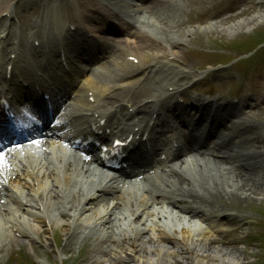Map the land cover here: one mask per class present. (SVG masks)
I'll use <instances>...</instances> for the list:
<instances>
[{"label": "bare ground", "instance_id": "6f19581e", "mask_svg": "<svg viewBox=\"0 0 264 264\" xmlns=\"http://www.w3.org/2000/svg\"><path fill=\"white\" fill-rule=\"evenodd\" d=\"M141 1L144 4L136 5L130 0L132 7L129 8L133 17L127 14L125 17L128 20L114 16L121 26L122 35L137 36L139 32L136 30L140 27V23H153V25L157 22L165 23L168 25L167 29L175 30L173 22L169 23L173 18L169 7L172 0H152V3H148V0ZM2 9L1 5L0 12ZM226 10L230 9L226 8ZM141 12H145V15L142 16ZM249 22L234 24L232 28L228 27L227 31L238 32ZM52 25L57 27L56 19ZM205 29L210 30V27ZM197 33L199 32H191L189 39H193ZM199 36L202 40V33H199ZM123 41L127 43L128 39L123 38ZM73 52L77 59L83 58L79 51ZM148 55H144L143 58L152 61L151 57L154 55ZM175 55H177L176 51L171 50L169 57ZM143 62L148 63L146 60ZM115 79H122V76L117 78L115 76ZM87 86V91L95 93V90H99L102 96L108 89L104 86L103 90H100L103 86L99 88L93 82ZM175 93L176 91L172 94ZM18 94L20 95L18 100L25 96L21 89L18 90ZM57 95L63 99L61 93ZM77 99L81 97L77 96ZM263 100L264 98L261 102ZM76 103L79 104V100ZM71 105L75 104L71 103ZM262 112L258 111L244 124H239L246 136L252 140L257 141L264 135V126L261 123L264 121ZM70 117L71 112H68L64 120ZM78 121L87 126L92 125L88 118H81ZM256 130L259 132L257 133ZM227 142L228 140L216 144L211 155L217 154L229 161V164L222 160L217 164L215 162L211 164V160H208L209 164L202 167L199 161H196L190 168L192 171L197 170L198 179L194 180V185L193 182L192 185L185 183L182 177L171 176L166 179L175 178L174 187L167 186V181L165 185L174 189L173 196L166 197L160 192L156 193L167 201L188 194L193 198L190 199L193 204L197 200L204 206L210 207L211 210L202 215H194L193 211L183 212L190 218L187 219L189 222L185 220L186 218L179 222L150 204L145 199L147 198L145 195L150 196L156 190L150 189L147 184L141 186L144 181L133 187L128 180L127 185V182H122L105 172L91 171L90 162L76 159L77 155L74 153L71 159L77 162L76 165L65 162L57 154L59 151L66 154L61 141L51 142L48 138L43 142L41 146L47 148L49 153L43 152L42 148H30L28 152L22 154L19 152L16 156H12V159H18L21 166L18 170L13 168L7 171L9 182L7 185L3 183L0 190V197L5 200V204L1 207L11 209L15 202L20 206L24 203L26 206L23 212L14 213L13 208L5 214L0 213V252L10 250L12 245L26 243L27 239L35 242L36 239H40V234L44 246L50 248L51 243L48 238L50 231L54 237L55 232L60 230L67 240L66 243L70 241L69 245L73 243L82 246L87 240L91 242L92 250L86 264H243L246 258L238 251L239 249L226 244L218 236L219 230L210 229L209 225L219 213L224 214L227 219H234L224 210L238 209V206H234L235 201L250 203L263 191L264 152L251 151L248 148L250 144L244 139L240 147L233 151V156H239L232 160L228 152L231 148L225 147ZM54 153L57 154L55 159ZM183 163L185 162L182 161L181 165ZM85 165L88 167L84 168ZM12 184L18 193L16 199L14 192L9 188ZM123 189L128 191L125 195L115 196V193ZM105 195L107 199L104 198ZM20 199L22 201H19ZM218 203L221 204V211L215 206ZM121 210L126 212L123 213ZM64 217L66 220L63 219ZM198 217L203 219L205 227L192 220ZM56 259L62 262V258L56 257Z\"/></svg>", "mask_w": 264, "mask_h": 264}, {"label": "rangeland", "instance_id": "374dc122", "mask_svg": "<svg viewBox=\"0 0 264 264\" xmlns=\"http://www.w3.org/2000/svg\"><path fill=\"white\" fill-rule=\"evenodd\" d=\"M217 1H220L218 9H220L223 14L211 19L203 17L199 22H193L191 25H183L181 23V12L175 10L174 6L171 7L173 18H171L169 23L173 22V24H175V20H178L180 25L179 29L171 31L179 32L180 36H183L184 38L182 45H185L184 41L187 39L186 43L190 46V48H185V46L180 49L177 48L180 53V58L183 59V62L185 61V64L190 63V65L193 64L199 67L209 64L213 60L225 64L227 62L231 63L235 58H238L233 62L236 64H242L244 70L260 75L249 81L253 90L250 98L253 100L254 97H256V100L259 101L261 97H264V49H260L251 58H247L252 55L253 52H251V50L253 48L264 42V0H249L242 4H240L238 0ZM259 2L260 4H258ZM121 4L122 5L119 7L120 10L124 14H128L130 12L128 7H132L130 5V0H124ZM134 4L139 5L137 0H134ZM187 5L190 6L188 8L192 7V9L198 13L197 5L195 3L194 5L187 3ZM226 8L230 10H226ZM246 21L250 22L243 25L238 32L232 33L227 31L228 27L230 29L234 24ZM147 24L150 26V29L155 31L160 29L163 31V29L168 26L165 23L157 22L156 27L154 28L153 23ZM206 27H210V30L205 29ZM193 31L202 33V40L199 39V33H197L192 40L189 39L191 32ZM164 36L169 37L170 35ZM198 46L200 50L196 48ZM245 59L247 60L243 61ZM240 70L241 69L239 68V71ZM230 75V71H228L227 75L224 77L220 74L214 75L216 81L218 80L221 82L223 79H226L222 86V92L226 90L228 83H231ZM232 87L233 86H231V88ZM155 91L158 92L159 89ZM152 94H154V92L149 89L147 84H144L140 89L135 90L130 95V99L132 101L136 99L140 104L143 100H146V98H150ZM248 107L252 109L251 113H253L254 116L258 113V109H261L259 111H263L262 115L264 119L263 103L258 104L256 108L255 106L249 105ZM248 111L249 110H244L243 113ZM233 118L235 119V117ZM261 123L264 126V121ZM258 132L259 131H257V133ZM247 142L250 144L248 148H250L251 151L264 152V135H262L257 141L248 139ZM236 157L237 156H234V158ZM200 159L202 167L209 164L207 158ZM217 160H220V158ZM197 179V170L192 171L188 169L186 175L188 183L192 185L193 182L194 185V180ZM216 179L218 180V173ZM224 201H226V199H224ZM215 206L221 211L222 207L220 203ZM234 206H238L239 208H227L224 210L226 213L234 215L237 213V215L241 216L239 219L240 221L236 218V223L240 226L238 227L239 232L235 235V238L240 236V240L238 244L231 246L238 248V251H240L246 258V261L243 264H264V189L259 195L255 196V199H252L250 203L235 201ZM57 215L59 214L57 213ZM173 217L176 220H183V218L176 213ZM63 219L66 220L65 218ZM243 222H246V224L243 225ZM226 233L227 231H224V234ZM52 234V231H50L48 237L50 238L51 243L50 248L45 247L42 243V234H40V239L35 240V243L32 242L28 244L34 253L36 264H40V261L45 262L44 264H86V260L90 257L92 250L90 249L91 242L89 240H87V243L82 246L81 244L74 245L73 243L69 245L70 241L66 243L67 240L63 237L64 235L60 230L55 232L54 237ZM227 238L228 241H230L234 237L230 236ZM15 247V245H12L10 250H2L0 252V264H17L19 262ZM62 253L63 256H61ZM56 257L62 258V262L57 260Z\"/></svg>", "mask_w": 264, "mask_h": 264}, {"label": "snow or ice", "instance_id": "6c2138e0", "mask_svg": "<svg viewBox=\"0 0 264 264\" xmlns=\"http://www.w3.org/2000/svg\"><path fill=\"white\" fill-rule=\"evenodd\" d=\"M36 143H39V141H36ZM4 155V153L0 152V159H2Z\"/></svg>", "mask_w": 264, "mask_h": 264}]
</instances>
